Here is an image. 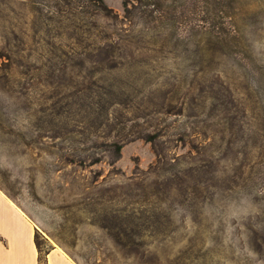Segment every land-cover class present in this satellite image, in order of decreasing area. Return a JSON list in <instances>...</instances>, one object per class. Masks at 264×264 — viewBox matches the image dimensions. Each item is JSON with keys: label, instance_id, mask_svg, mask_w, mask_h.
<instances>
[{"label": "rangeland", "instance_id": "1", "mask_svg": "<svg viewBox=\"0 0 264 264\" xmlns=\"http://www.w3.org/2000/svg\"><path fill=\"white\" fill-rule=\"evenodd\" d=\"M105 1L118 17L98 30L134 56L112 71L121 103L109 123L124 140L114 165L108 140L58 114L79 17L57 0H0V192L38 252L0 210V264H39V253L50 264L53 250L75 264H264V0H158L151 24ZM201 95L206 115L178 113ZM149 124L159 169L153 143L130 137ZM173 167L187 169V195L158 176Z\"/></svg>", "mask_w": 264, "mask_h": 264}, {"label": "trees", "instance_id": "2", "mask_svg": "<svg viewBox=\"0 0 264 264\" xmlns=\"http://www.w3.org/2000/svg\"><path fill=\"white\" fill-rule=\"evenodd\" d=\"M157 1L124 0L122 20L132 23L136 19L141 20V17H144L143 21L141 20L142 22L154 23L158 13ZM56 3L58 9L63 10V7H67L74 16L79 17L78 26L84 36L86 33L92 32L93 29L97 32L94 38H91L92 35L87 37L81 35L79 46L75 49L76 62L74 64L78 66V69L76 72L67 73L64 70L62 73L64 81L59 87L57 86V92L61 94L60 100L63 99L65 102L62 105L63 109L58 114L66 117H80L79 121L81 123L85 122L89 125L87 128L91 130L90 140H94L96 143L100 140L103 142L108 140L109 163L114 165L121 157L124 140L119 139L118 134H113L116 128L109 123L112 107L121 103L117 98L118 89L112 80L114 77L112 71L122 68L128 62H132L134 56L133 54L128 56V54L120 52L117 41L107 38L106 33L101 34L102 31L98 30L100 27L98 20L100 18L118 17L115 10L108 6L105 0H57ZM103 29L107 32L106 27ZM145 34H149V32ZM118 88L123 91V94L125 89L122 87ZM202 97V101L198 100V97L193 96L190 101L182 103V108L178 113H183L184 105H187V109H190L189 115L195 119L196 117L200 119L206 115L207 107L211 103L209 100L211 96ZM197 106H200L201 109L199 108L200 110H198ZM143 116L146 117L145 114ZM133 119L134 117L129 118L128 123ZM110 125L111 129H108ZM92 127L95 128L93 129ZM153 127H155L154 124H149L147 127H140V129L134 131V126H132V129H130L132 136L130 137L142 138L153 143L158 156L154 166L156 165V169H159L164 153L155 146L160 134L153 130ZM131 131L133 132L131 133ZM100 160L102 158L95 157L92 162L95 163ZM186 171L187 169L166 168L165 173H159L158 176L164 177L163 181L166 187H169V193L172 189H178V192L187 195L192 191L193 186L185 184L186 182L182 180L184 178L182 173ZM179 178H181L180 184L176 182ZM158 189L161 190V188ZM39 264H47V260L42 253H39Z\"/></svg>", "mask_w": 264, "mask_h": 264}, {"label": "crops", "instance_id": "3", "mask_svg": "<svg viewBox=\"0 0 264 264\" xmlns=\"http://www.w3.org/2000/svg\"><path fill=\"white\" fill-rule=\"evenodd\" d=\"M0 210L5 214V216L11 218L12 220L18 218L19 221L25 226L23 227L29 229L31 241L33 240L34 230L31 222L28 220L26 216H24V214L18 211L17 208L11 203V201L8 200V198H6L1 192H0ZM3 213L2 215H4ZM13 222H15V220H13ZM32 248L34 250L35 256L38 255L37 248L34 242L32 243ZM49 257H50L49 258L50 264H75L70 258L61 254L57 250H53L50 253Z\"/></svg>", "mask_w": 264, "mask_h": 264}]
</instances>
